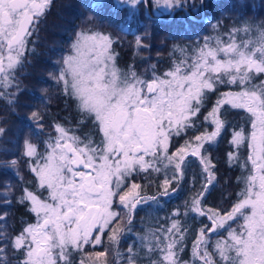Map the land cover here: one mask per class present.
<instances>
[{"label":"snow or ice","instance_id":"6c2138e0","mask_svg":"<svg viewBox=\"0 0 264 264\" xmlns=\"http://www.w3.org/2000/svg\"><path fill=\"white\" fill-rule=\"evenodd\" d=\"M128 2L147 5L148 0ZM53 3L0 0V100L8 105L22 91L17 73L34 54L31 38ZM136 46L148 47L140 37ZM117 55L110 36L88 28L76 33L60 62L53 78L77 104L79 134L66 122L45 125L43 114L31 113L44 138L23 142L21 155L36 187H24L18 203L35 222H25L14 236L7 225L0 230V264H77L78 255V264H108L113 249L123 264H264V23L246 22L190 49H174L169 69L158 75L152 64L150 79L134 70L122 72ZM179 73L183 76L177 78ZM157 81H163L159 91ZM115 108L124 114L119 125L109 118ZM230 109L243 110L250 127L233 125L227 119ZM4 131L0 128V134ZM225 133L231 137L226 159L241 169L236 179L243 187L234 201H225L228 207H209L208 197L220 184L211 149ZM177 137L183 139L180 146L174 143ZM70 164L81 169L75 180L63 175L65 168L73 171ZM197 180L202 182L195 190ZM189 182L194 195L155 231L138 235L140 245L122 253L121 237L132 230L138 206L159 204L160 197L183 191ZM225 183L230 185L231 178ZM153 184L157 191L145 195ZM4 203L11 202L5 198ZM197 218L200 226L190 227L188 221ZM241 218L243 223L232 228L229 222ZM6 219L0 210V222ZM189 237L191 259L185 260ZM86 246L104 250L85 258Z\"/></svg>","mask_w":264,"mask_h":264},{"label":"trees","instance_id":"16d2710c","mask_svg":"<svg viewBox=\"0 0 264 264\" xmlns=\"http://www.w3.org/2000/svg\"><path fill=\"white\" fill-rule=\"evenodd\" d=\"M145 7H148L147 13ZM238 17L264 22V0H181L164 12L158 10L152 0H148L147 5L141 2L133 6L118 0H54L42 18L39 31L31 38L35 43L29 44V48L35 49L34 54L28 55L25 66L17 73L22 91L14 105L0 100V128L5 129L0 134V210L7 213V219L0 222V230L7 225L8 235L14 236L25 226V222H35L34 214L18 203L24 187H36L35 175L29 171L30 166L21 155L25 139L34 143L38 137L42 139L36 122L31 119V113L38 111L44 116L47 114L48 121L56 117L67 121V117L74 119L77 116L78 108L74 98L63 93L62 85L53 78L58 75L62 67L60 62L69 53L76 33L90 28L110 36L118 54L116 63L119 69L122 72L134 70L138 76L150 79L152 64L157 66L158 75L166 72L172 62L174 49H188L191 43H197L212 33L226 31ZM214 26L217 27L214 29ZM137 37L148 47H137ZM69 42V47H66ZM175 55L180 53L177 51ZM215 99V95L210 96L211 103ZM71 111L74 115H70ZM245 116L243 110L230 109L227 119L233 125L250 127L244 124ZM229 140L230 137H225L220 148L225 150ZM9 158L18 161L14 165L15 169L7 167ZM221 166L219 171L223 176L227 171H230V175L233 173V178L241 175L238 167L227 166L225 163ZM12 188L13 191H10ZM146 193H153V186L147 188ZM229 197L223 201V206L228 205L225 201ZM5 198L11 203L5 204ZM234 200L231 198V201ZM155 224L153 204L138 208L132 230L126 231L121 237L119 250L126 253L129 247L140 245L138 235L144 234L148 228L155 229ZM198 225L199 222L195 220L191 227L196 228ZM222 233L227 236L226 231ZM191 243L189 237L183 254L185 260L191 259L188 254ZM105 246H109L106 237ZM86 247L85 254L104 250L101 246ZM79 259L78 255L77 264ZM107 261L108 264H123L116 256L115 249Z\"/></svg>","mask_w":264,"mask_h":264},{"label":"flooded vegetation","instance_id":"af4514ba","mask_svg":"<svg viewBox=\"0 0 264 264\" xmlns=\"http://www.w3.org/2000/svg\"><path fill=\"white\" fill-rule=\"evenodd\" d=\"M70 115H74V112L71 111ZM44 118H45L44 119L45 125H48V124L54 125L56 122H66L65 127H67L68 129L75 130V131H77V134H79L80 128L78 127L76 120H74L72 117H67V119H66L67 121H64L62 118H57V117L48 121L47 114H45ZM201 130H203V129H201ZM209 130H210V128H209ZM89 131H90V128H87L85 130V132H89ZM146 131H147V129H146ZM41 134H42V139H43L44 133H41ZM227 136L230 137V135L228 133H225L223 138L220 140L219 144L214 146L211 149L212 155L216 158V160H214V163H216V166L218 169H220V171L222 168L221 164L224 166V163H225V165L227 164V166H232L226 159V153L230 150L229 144L227 145L228 147L225 150H223V148H220L221 144H223L224 138ZM182 143H183V139L178 137L176 139V143H175L176 146H180ZM174 149L175 148H173L172 151ZM188 159H194V158L189 157ZM75 169H78V168H75ZM78 170H81V169H78ZM192 170L193 169L189 170V175H188V177H186L187 179H189V181L191 179V171ZM196 170H198V169H196ZM220 171H218V173H217V177L220 180V184L212 192V194L208 197V205L207 206H209V207L212 205H219L222 207L224 204L223 201L226 198H228L229 195H231V198H235L236 195L241 191V189L243 187V185L237 186V179L233 178V176H234L233 173H232V175H230V171H227L228 173L225 172L227 174L223 176ZM235 177H236V175H235ZM227 178H231V184L230 185L225 183V180ZM161 179H162V177H161ZM135 182L142 183V181H140V180H136ZM201 182L202 181L197 180V185H196L195 190L199 189ZM191 189H192V184H191V182H189V184L185 186V189L183 191L173 193L171 196L160 197L159 198L160 203L159 204H153L154 221H155V223H157V225L160 223L158 226L163 225L162 222H164V218L169 213L174 211L177 208V206H182L184 203L183 201L189 200L190 197L192 195H194L195 190H191ZM156 191H157V189L155 187V184H153V193H146L145 195L150 196V195L154 194ZM231 191H232V193H231ZM148 204H150V203H148ZM148 204L140 205V206H138V208H140L142 206H148ZM181 210H183V209L181 208ZM192 223H193L192 221L189 223L190 227H191ZM157 225H156V227H158ZM221 232H224V231H221ZM209 235L212 236V238L215 237L211 233H209ZM215 238H217V237H215Z\"/></svg>","mask_w":264,"mask_h":264},{"label":"rangeland","instance_id":"374dc122","mask_svg":"<svg viewBox=\"0 0 264 264\" xmlns=\"http://www.w3.org/2000/svg\"><path fill=\"white\" fill-rule=\"evenodd\" d=\"M119 2H122V1H126L127 2V4H129V5H131V6H133L131 3H129L128 2V0H118ZM153 1V3H154V5H155V7H158V10L160 9V11H168V9L170 8V6L172 5V4H174L175 3V5H177V4H179V3H176L175 2V0H172V3L171 4H169V3H166V0H152ZM145 11H146V13L148 12V7H145ZM171 16V15H170ZM170 18V17H169ZM168 18V19H169ZM248 23V24H251L253 27H255V26H257V25H260L261 23H264V22H261V21H255V20H250L249 18H246V19H239V17L238 18H236V19H234V21H233V23L231 24V25H229L228 26V30H226V31H222L221 33H223V32H227V31H230L231 29H233V28H243L244 26H245V23ZM220 32V31H219ZM216 33H212V34H210V35H215ZM210 35H208V36H210ZM241 37H245V34L243 33V32H241L240 34H239ZM207 37V36H206ZM205 38V37H204ZM203 38V39H204ZM245 38H247V37H245ZM203 39L202 40H200V41H198L197 43H199V42H202L203 41ZM197 43H191V46L190 47H188V49H190V48H192V47H194ZM69 45H70V42L69 43H66V47H69ZM187 49V48H186ZM179 53V52H178ZM65 56V55H64ZM63 56V57H64ZM61 65H62V63H61ZM173 71H175V70H173ZM180 76H183V73H179V74H177V78H179ZM141 78H143L142 76H141ZM169 78H171V77H169ZM163 81H157V83H156V87H157V90L159 91V85L162 83ZM222 88V87H221ZM229 90H232V91H236V90H238V89H236L235 87H231V88H228V87H223V89H222V91H229ZM109 118H110V120L112 121V123H113V125H119L120 123H122L123 122V120H124V114L120 111V109L119 108H115V109H111V110H109ZM178 138V137H177ZM177 138H175V140H174V143H176V139ZM173 151H175V149L173 150ZM12 161H14V158H9V160H8V162H9V164L7 165V167H10V168H13L14 166L12 165ZM29 166H30V164H29ZM70 167L73 169V171H68V169L67 168H65L64 170H63V175L65 176V177H71L73 180H75L76 178H75V175H74V173L75 172H77V171H80V170H78V169H75L71 164H70ZM14 169H15V167H14ZM13 170V169H12ZM34 174V173H33ZM35 175V174H34ZM42 179H43V177H42ZM12 184H13V182H11ZM65 183H67V180H65ZM14 188V187H13ZM13 188L10 190V191H13ZM8 189V188H7ZM2 191H3V189H2ZM47 195V193L45 194V196ZM149 203H151V202H149ZM152 204V203H151ZM229 205H226V206H222V207H228ZM201 218H197L196 219V221H198L199 222V220H200ZM192 220H189L188 221V223H190ZM193 222V221H192ZM230 224H231V227L232 228H238V225L239 224H242L243 223V220H242V218L241 219H238V220H236L235 222H229ZM162 224H164V222H162ZM200 226V224L196 227V228H198ZM157 228V227H156ZM156 228L155 229H153V228H148L147 230L148 231H146L145 233H148L149 231H155L156 230ZM225 231V229H221L220 231ZM144 233V234H145ZM213 239H216L215 237H213ZM140 244L142 243L141 241L139 242ZM190 247V249H189V252H188V254L191 256V245L189 246ZM88 254V253H87ZM87 254H85V258L87 257Z\"/></svg>","mask_w":264,"mask_h":264},{"label":"water","instance_id":"95a60500","mask_svg":"<svg viewBox=\"0 0 264 264\" xmlns=\"http://www.w3.org/2000/svg\"><path fill=\"white\" fill-rule=\"evenodd\" d=\"M72 165H73L75 168H77L75 164H72Z\"/></svg>","mask_w":264,"mask_h":264}]
</instances>
